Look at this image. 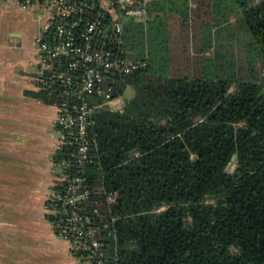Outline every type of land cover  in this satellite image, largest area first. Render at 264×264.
Returning a JSON list of instances; mask_svg holds the SVG:
<instances>
[{
  "label": "trees",
  "instance_id": "1",
  "mask_svg": "<svg viewBox=\"0 0 264 264\" xmlns=\"http://www.w3.org/2000/svg\"><path fill=\"white\" fill-rule=\"evenodd\" d=\"M226 1L153 0L123 23L146 66L94 110L84 172L114 264H264V0Z\"/></svg>",
  "mask_w": 264,
  "mask_h": 264
},
{
  "label": "built area",
  "instance_id": "2",
  "mask_svg": "<svg viewBox=\"0 0 264 264\" xmlns=\"http://www.w3.org/2000/svg\"><path fill=\"white\" fill-rule=\"evenodd\" d=\"M151 1L18 0L21 10L34 11L41 21L34 39L35 90L56 111L60 134L56 150L63 153L56 160L61 177L47 196L45 209L54 233L68 244L74 264L116 260L114 241L84 172L94 155L90 133L94 110L102 104L119 107L120 97L111 95L113 83L146 66V61L128 57L121 41L124 21H144ZM114 201L106 195L107 204Z\"/></svg>",
  "mask_w": 264,
  "mask_h": 264
},
{
  "label": "crops",
  "instance_id": "3",
  "mask_svg": "<svg viewBox=\"0 0 264 264\" xmlns=\"http://www.w3.org/2000/svg\"><path fill=\"white\" fill-rule=\"evenodd\" d=\"M14 4L19 15L9 8ZM36 16L32 10H21L18 0H0V173L4 176L0 180V264H74L68 244L54 233L45 209L47 196L61 177L60 169L54 170L60 139L56 111L34 96L38 59L32 62L29 57L26 65L27 60L15 51L27 48V22ZM36 21L39 32L41 21L38 17ZM51 128L57 130L56 138ZM33 131L41 135L35 142L41 149L37 156L26 145ZM31 157L37 160L35 169L28 168Z\"/></svg>",
  "mask_w": 264,
  "mask_h": 264
},
{
  "label": "rangeland",
  "instance_id": "4",
  "mask_svg": "<svg viewBox=\"0 0 264 264\" xmlns=\"http://www.w3.org/2000/svg\"><path fill=\"white\" fill-rule=\"evenodd\" d=\"M178 2L182 3V0H178ZM224 2H225V4H231L230 1L224 0ZM224 2H219V5L222 6ZM9 8H10V10H12V12H15L14 13L15 15H19L20 14L18 12V8H17V6L15 4L14 5H10ZM231 14L232 15L229 16V22H231V24H233V26L231 28H228V32L229 33L233 31L234 24H236L235 16L233 15V13H231ZM36 17H33V19H31V22L30 21L27 22L30 25L28 38L26 39V42L28 43L27 48L23 49V50H15L18 53V56H21V58H24L25 60H27L26 61L27 62L26 65H28V58L29 57H30V60H32V62L36 61L38 59V55L34 51L35 46L33 45V38L36 36V34L38 32V28H39V24L36 21ZM229 33H226V36L229 38L227 41H229L232 51L235 52V50L238 49L237 44H236V40L239 39L240 36L237 33H235L234 35L231 36ZM229 36H231V37H229ZM241 38L243 40L245 39V37H242V35H241ZM12 60H15V59H13V57H12ZM28 67H29V69H32V66H27L26 68H28ZM133 95H134L133 90L130 89V88H127L124 91L123 95L120 97V99H121V101L127 100V99L132 98ZM51 132L53 134V137L56 138L57 135H58L57 130L51 128ZM1 135H3V130L0 128V137H1ZM27 137H29V138H27ZM27 137H26V139H28V142H27L26 145H27L28 150L31 152L32 156H37L38 155L37 152L39 150H41V149H40L39 145L37 143H35V142L41 137L40 133L33 131ZM0 144H1V138H0ZM35 163H37V160H36L35 157L29 158L27 160L28 168L35 169V167L37 165ZM0 164H2V166H3V163H0ZM230 168H233V165ZM54 170H55V172H59V168L58 167H54ZM0 171H3L2 167H0ZM2 177H4V176H2V173H0V180L2 179Z\"/></svg>",
  "mask_w": 264,
  "mask_h": 264
},
{
  "label": "water",
  "instance_id": "5",
  "mask_svg": "<svg viewBox=\"0 0 264 264\" xmlns=\"http://www.w3.org/2000/svg\"><path fill=\"white\" fill-rule=\"evenodd\" d=\"M238 129L240 130V129H243V128L238 127ZM234 159H235V156H233V157L231 158V161H234ZM227 168H228V167H227Z\"/></svg>",
  "mask_w": 264,
  "mask_h": 264
}]
</instances>
